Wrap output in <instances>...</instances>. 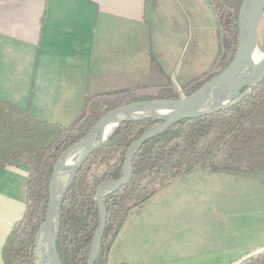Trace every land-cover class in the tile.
I'll list each match as a JSON object with an SVG mask.
<instances>
[{"label": "crops", "instance_id": "0c3cea01", "mask_svg": "<svg viewBox=\"0 0 264 264\" xmlns=\"http://www.w3.org/2000/svg\"><path fill=\"white\" fill-rule=\"evenodd\" d=\"M192 5L195 0H0V100L70 126L82 122L94 102L92 114L101 112L100 104L113 107L114 99L121 105L152 98L151 92H187L229 62L217 22H204L216 33L214 54L208 63L199 62L192 79L185 78V88L172 89L196 25ZM27 188L23 163L0 170V264L11 231L24 217ZM128 216L107 264H125L132 245L138 259L146 252L150 260L161 259L165 241L136 236ZM246 248L245 254L215 259H250L264 251L255 242Z\"/></svg>", "mask_w": 264, "mask_h": 264}, {"label": "trees", "instance_id": "16d2710c", "mask_svg": "<svg viewBox=\"0 0 264 264\" xmlns=\"http://www.w3.org/2000/svg\"><path fill=\"white\" fill-rule=\"evenodd\" d=\"M244 0H209L231 58L188 96L223 72L238 48L239 13ZM264 49V39H263ZM183 95L158 99L180 100ZM155 100L141 98L123 102ZM101 112L82 122L65 126L38 119L0 100V170L23 163L28 169L26 209L23 219L11 231L3 249L5 264H35L37 233L49 205L50 179L59 157L108 112L118 108L98 105ZM159 121H133L121 126L107 144L96 150L79 170L61 206V231L57 250L62 264H87L101 216L97 193L107 180L123 175L130 145ZM130 183L106 196L108 213L101 252L95 264H107L108 253L126 217L158 193L198 168L221 172H264V82L239 105L210 116L181 121L146 142L133 161ZM244 264H264V255Z\"/></svg>", "mask_w": 264, "mask_h": 264}, {"label": "rangeland", "instance_id": "374dc122", "mask_svg": "<svg viewBox=\"0 0 264 264\" xmlns=\"http://www.w3.org/2000/svg\"><path fill=\"white\" fill-rule=\"evenodd\" d=\"M193 7L196 25L186 51L188 54L184 55L183 65H186L177 82L172 81V89L185 88L186 79H192L198 73L195 68L199 62L208 63L215 51V30L204 24L214 20L209 5L205 0H195ZM217 25L223 42L227 43L218 22ZM259 37L264 51V20ZM228 53L230 60L231 52L228 50ZM182 91L186 93V90ZM160 94V91L151 92L148 96L159 98L165 93ZM120 103L119 99L110 102L115 107H120ZM92 105L86 116L92 115L96 103ZM202 170L199 168L186 175L128 216L131 225L137 229L136 236L143 233L148 240L163 239L166 249L163 254H158L159 260H150L147 252L138 259L132 245L125 264H244L264 255L261 251L250 259H215L216 256L245 254L246 247L253 242L255 246H264V172L226 174ZM217 252L225 253L218 255Z\"/></svg>", "mask_w": 264, "mask_h": 264}, {"label": "water", "instance_id": "95a60500", "mask_svg": "<svg viewBox=\"0 0 264 264\" xmlns=\"http://www.w3.org/2000/svg\"><path fill=\"white\" fill-rule=\"evenodd\" d=\"M205 1L209 5V0ZM212 16L215 20L213 13ZM263 20L264 0H244L239 13L237 52L223 72L180 100L134 102L106 113L87 135L59 157L50 179L47 214L35 241V264H62L57 250L61 231V206L84 163L96 150L107 144L121 126L127 122L146 120L162 123L149 129L130 145L122 177L104 181L99 186L97 201L101 222L92 242L87 264H95L101 252L108 218L105 198L130 183L134 173L133 161L145 143L181 121L198 119L233 108L253 95L264 82V51L261 50L259 37ZM258 54L262 56L259 57Z\"/></svg>", "mask_w": 264, "mask_h": 264}, {"label": "built area", "instance_id": "2783aa9c", "mask_svg": "<svg viewBox=\"0 0 264 264\" xmlns=\"http://www.w3.org/2000/svg\"><path fill=\"white\" fill-rule=\"evenodd\" d=\"M178 92L185 97V94L183 93L182 89H178Z\"/></svg>", "mask_w": 264, "mask_h": 264}, {"label": "bare ground", "instance_id": "6f19581e", "mask_svg": "<svg viewBox=\"0 0 264 264\" xmlns=\"http://www.w3.org/2000/svg\"><path fill=\"white\" fill-rule=\"evenodd\" d=\"M259 57H261L262 55L261 54H258Z\"/></svg>", "mask_w": 264, "mask_h": 264}]
</instances>
